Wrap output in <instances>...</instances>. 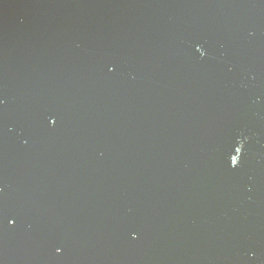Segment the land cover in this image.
Wrapping results in <instances>:
<instances>
[{
  "label": "water",
  "instance_id": "95a60500",
  "mask_svg": "<svg viewBox=\"0 0 264 264\" xmlns=\"http://www.w3.org/2000/svg\"><path fill=\"white\" fill-rule=\"evenodd\" d=\"M0 209V264H264V0H0Z\"/></svg>",
  "mask_w": 264,
  "mask_h": 264
},
{
  "label": "snow or ice",
  "instance_id": "6c2138e0",
  "mask_svg": "<svg viewBox=\"0 0 264 264\" xmlns=\"http://www.w3.org/2000/svg\"><path fill=\"white\" fill-rule=\"evenodd\" d=\"M231 164L235 165V166L237 165L236 160L234 158L232 159ZM0 210H2V209H0Z\"/></svg>",
  "mask_w": 264,
  "mask_h": 264
}]
</instances>
